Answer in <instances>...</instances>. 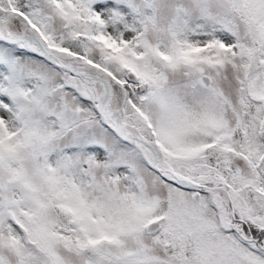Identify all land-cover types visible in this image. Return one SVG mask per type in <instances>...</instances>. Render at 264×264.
<instances>
[{"label":"snow or ice","instance_id":"1","mask_svg":"<svg viewBox=\"0 0 264 264\" xmlns=\"http://www.w3.org/2000/svg\"><path fill=\"white\" fill-rule=\"evenodd\" d=\"M0 264H264V0H0Z\"/></svg>","mask_w":264,"mask_h":264}]
</instances>
